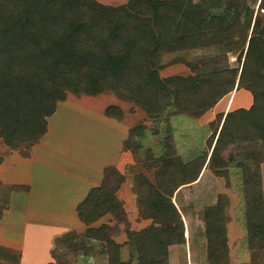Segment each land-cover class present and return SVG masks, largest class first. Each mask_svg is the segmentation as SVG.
<instances>
[{
  "label": "trees",
  "instance_id": "trees-1",
  "mask_svg": "<svg viewBox=\"0 0 264 264\" xmlns=\"http://www.w3.org/2000/svg\"><path fill=\"white\" fill-rule=\"evenodd\" d=\"M258 5V10H264V0ZM239 29H246L250 36L234 53L237 67L163 79L151 64L160 37L170 38V53L208 52L225 44L234 46L230 34ZM192 68L197 71L195 65ZM238 88L251 93L253 105L226 115L211 164L218 165L216 170L229 169L223 153L237 150L231 158L242 171L247 229L250 242L256 244L264 235L259 170L264 162V21L255 7L240 0H130L118 7L92 0H0V139L11 149L31 151L48 133V119L68 94L112 92L140 107L152 120L168 111L199 119ZM105 113L121 120L116 107ZM205 162L196 159L172 166L178 179L190 178L201 172ZM136 185L140 213L151 223L128 232L134 247L130 260H122L123 245L113 240L108 225L92 227L107 215L123 219L119 188L105 183L92 189L77 208L80 221L88 226L87 239L97 243L78 244L76 237L74 253L85 252L79 255L89 258L95 255L87 254L101 248L108 264H132L134 259L138 264H168V247L186 243L181 214L171 196L146 177L138 178ZM225 210L226 204L220 201L207 213L213 264H224L228 258Z\"/></svg>",
  "mask_w": 264,
  "mask_h": 264
},
{
  "label": "rangeland",
  "instance_id": "rangeland-1",
  "mask_svg": "<svg viewBox=\"0 0 264 264\" xmlns=\"http://www.w3.org/2000/svg\"><path fill=\"white\" fill-rule=\"evenodd\" d=\"M92 1L108 7H118L127 4L130 0ZM240 1L255 7L259 18L264 21V10H258L260 0ZM206 20L209 23L208 18ZM155 24L154 22L153 27H155ZM204 27L206 28L207 25ZM247 36H250V32L248 33L246 29L234 30L230 34L231 41L235 43L234 46L231 43L232 46L228 47L225 44L208 52L199 49H188L180 53H170L168 51L170 38L163 40L160 37L156 48L158 52L155 53L154 51L152 53L151 64L159 71L163 79L172 76H195L199 70L237 67V56L234 53H238L242 49ZM192 65H195L197 71L192 68ZM59 105L56 114L49 118L48 127L50 130L53 129L49 139L54 137L52 132L55 130L59 132L58 136L52 139L50 145L46 147L50 150L49 155L52 159L50 164H46V167H37L36 164L31 167L25 165V168L23 165L17 164L20 167L17 172L13 174L9 172L7 175L10 186L0 184V196L2 197V200L0 198V210L1 204H4L5 209L13 205L10 219H6L4 224H1L0 229H3L6 238L20 239L21 236L24 238L25 231V234H28L24 253L19 248L3 247L7 244L5 241L0 243V264H19L18 261H23V264H33L32 262L39 261L42 264L41 257L46 254L45 248L49 246L50 242L52 250L50 251L51 261L49 264L67 262L77 264L79 260L80 264L88 262L86 258L81 260L82 256L80 255L85 254V252H73L75 250L73 249L75 248L73 247V243L76 242L75 238L79 237L78 244H81L84 240L92 245L97 242L87 239L88 228H82V232H73L72 229L77 228V225H73L76 210L72 207L74 199L71 197L76 196L78 198L80 196L78 191L82 189L87 191L85 188L87 182L85 183L82 180L83 177L85 179L83 175L82 177L78 176L76 178L75 176L73 178V174L70 176L66 172L69 171L70 166H75L76 169L79 166L83 168L85 164L81 162V156L98 157L102 149H106L108 152L114 150L112 148L116 145L115 139L117 137L109 139L108 143L106 142L107 136L103 132L104 127L100 124L99 114H97L102 108L108 109L109 107L118 108L122 115L120 121L126 117L130 125L129 135L128 137L125 136L127 139L124 143V151L126 150L132 155V162L127 164L125 176L122 180L120 179V183L111 177V169L107 171L108 176L105 184L112 188L117 186L122 188V185H125L129 200L126 201L127 198L124 197L126 205H124L125 210L122 220L107 215L94 225H99L97 227H100V223L108 225L111 236L119 237L121 233H124L122 237L118 238L119 242L116 241L118 244L123 245L121 250L122 260L128 262L130 253L134 251V247L128 241V232H138L151 223V220L144 219L140 213L136 185L138 178L146 177L158 189L171 196L184 223L186 243L185 245L168 247V264H213L208 250L207 213L212 208L217 207L220 201L226 204L225 215L228 218L226 224L228 258L227 261H224V264H264V235L259 236L256 244L250 242L251 235L247 229L245 217L243 175L240 167L233 166L231 158V155L234 156L237 150L229 148L223 153L225 163L230 167L229 169L219 168L216 170L218 165L216 163L215 166L211 164L213 151L216 148L226 115L229 112L241 109L249 110L253 105V97L247 89H235L199 119L187 114H172L171 111H168L161 118L152 120L140 107L132 102L120 99L112 92H106L99 96L80 97L68 94L67 100L59 103ZM89 107H92V109H89ZM135 128L138 132H131ZM61 142L62 144H60ZM169 148L172 150L169 151ZM9 152H17L24 157L26 154L29 155L30 150L23 147L19 150L11 149L0 139V159ZM196 159L206 160L201 172L190 178L182 177L178 179L172 165L176 162L187 164ZM93 163L92 161L89 165ZM17 167L13 165V168L16 169ZM259 170L263 183L264 203V162L259 164ZM23 171L24 174H21ZM32 171V177L36 176L37 172L44 175V178L34 177L31 179L34 181L35 190L39 182L45 181L46 184L39 183L38 185L43 188L45 185L46 187H53V194H56L55 197L59 198L56 201L57 204H51L52 207L41 210L43 211V217L46 216L44 211L59 215L55 220V226L44 224V218H40V222H43V224L36 222L33 212L30 213V225L25 227L21 224L23 218H27L26 215L28 214V211L26 212L24 207L22 208V201H20L23 200L26 194L22 184L29 182V176L26 175L29 172L32 173ZM83 172L86 173V171ZM122 182L123 184H121ZM13 184L17 185V189L12 186ZM13 190H22L20 192L23 196L20 200L11 202L10 195L12 193L10 191ZM34 194L36 196V191ZM42 200L45 201V198L42 197ZM73 212L75 213L73 214ZM62 215L68 217L69 227L61 221ZM53 221L50 220V222ZM58 221L61 222L58 223ZM52 230L57 233L52 235L49 233ZM66 231L68 233H65ZM77 243L75 244L77 245ZM91 244L87 243V246ZM100 250L102 249L99 248L95 251V254L90 253L87 255H95L99 264H106L104 262L106 259L100 253ZM132 264H138L137 259H134Z\"/></svg>",
  "mask_w": 264,
  "mask_h": 264
},
{
  "label": "crops",
  "instance_id": "crops-1",
  "mask_svg": "<svg viewBox=\"0 0 264 264\" xmlns=\"http://www.w3.org/2000/svg\"><path fill=\"white\" fill-rule=\"evenodd\" d=\"M90 98V97H89ZM92 100V99H89ZM60 105H58L59 108ZM89 109H92V107H89ZM107 108H102L101 111H98L97 114H99V119H100V124L104 127V133L107 136V143L109 142V139L113 138V137H117L116 140V145H114V147L112 149L114 150H109V152L106 149H102L101 150V154L98 157H89V156H81V162H83L85 165L82 167L79 166L78 169H76L75 166H70L69 167V171L66 172V174L69 173V175L71 176V174H73V178L76 176V178H78V176H85V179L83 177L82 180H84V182H87V185L85 186V188L87 189V191H84V189H82L81 191H78V195H80L78 198L76 196H71L74 199V202L72 203V207L76 210V213L73 212V214L75 213L76 216H74L73 219V225H77V228L72 229L73 232H80L82 230V228H87L86 225H84L79 217H78V212H77V208L80 205V203H82L87 196L89 195L90 191L94 188H98L101 187L104 183H106V178L108 176L107 171H109L110 169L112 170L111 173V177L114 178V180L117 182L120 181L121 178H124L125 176V170H126V166L129 162L131 161L132 155H130V153L126 152V150L124 151V143L125 140L127 139L128 135H129V130L130 125L128 124L126 117L124 120L120 121L117 120L115 118H110L106 115L105 111ZM58 110V109H57ZM57 112V111H56ZM56 114V113H55ZM126 116V115H125ZM53 117V116H52ZM49 120L48 119V126H49ZM106 127V129H105ZM109 128H111V130H109ZM53 130V129H52ZM48 127V133L40 140V142L38 144H36L35 146H33L31 148L30 151V156L29 157H23L21 156L19 153L17 152H9L7 153L3 158L2 161L0 163V184L1 185H5V186H10V180H8L7 175L8 173H15L17 172V169L20 168L19 165H23L25 168V165L31 167L33 165L36 164V166H40V167H46L45 165H49L51 162V156L49 155L50 150L47 149L46 147L50 145V141L52 139H55L59 132L57 130H55L54 132H52V134L54 133V137L49 139L51 131ZM127 135V137H125ZM62 144V142L60 143ZM151 150V148H150ZM94 162L92 165H89L91 162ZM13 165L18 166L16 169L13 168ZM65 170V169H64ZM25 171V170H24ZM24 171L21 174H24ZM83 171H86L83 172ZM33 171L32 173L29 172L28 175H26L27 177L29 176V182H26L24 184H22V187L25 188V192L26 194L23 197V200L21 199L23 196L21 194L20 191L22 190H13L10 191L12 194L10 195L11 198V202L12 201H17L20 200L22 201V208L24 207V209L26 210V212L28 211V214L26 215L27 218H23L22 221V225L25 227H28L30 225V216L33 212V217L35 216V220L36 222H39L41 224H43V222H40L41 219L40 218H44V224H47L48 226H55V220H57V217H59V215L57 213H48L46 211H44L46 213V216L43 217L42 216V212L41 211L43 208L46 209V207H52L51 204H57L56 201L59 200V198L55 197L56 194H53V190L51 186H47L45 185V187H40V185H38L39 183L42 184H46L45 181H41L37 184L36 190H35V184H33V180H31L32 178H44V175H42L41 172H37L36 176H33ZM65 175V172H64ZM63 175V176H64ZM62 176V177H63ZM36 180V179H35ZM32 181V182H31ZM37 181V180H36ZM37 183V182H36ZM83 183V182H82ZM119 183V182H118ZM41 184V185H42ZM123 184V182L121 183ZM79 185V183H78ZM12 186H14V188L17 189V185L13 184ZM35 191H36V196H35ZM17 194V195H16ZM128 192H127V188L125 185H122V188L120 186V188L117 191V196L118 198L124 203V197L127 198L126 201L129 200L128 198ZM42 197L45 198V201L42 200ZM1 200L2 197L0 196ZM54 199V202H53ZM49 205V206H48ZM124 205H126L124 203ZM1 216H0V227L1 224H4L6 219H10V215L12 214V206L10 208H4V204H1ZM111 216V215H110ZM106 217V216H105ZM61 221L67 226L69 227V219L66 215H62L61 217ZM104 218V217H103ZM50 220H54L53 222H50ZM104 220V219H103ZM102 220V221H103ZM61 221H58V223H60ZM100 221V222H102ZM79 222V223H77ZM71 224V223H70ZM102 225V223H100V226ZM99 225H94L93 227H97ZM50 228V227H49ZM71 230V231H72ZM84 230V229H83ZM69 232V230H68ZM67 231L65 233H68ZM82 232V231H81ZM26 233V231H25ZM24 233V238H22V236L20 237V239H16V238H10L4 235V231L1 228L0 229V237H1V242L0 243H4L7 242V246H3V247H13L15 249H20L22 251V253L25 252V247H26V242L28 240V234ZM52 235L56 234L57 232H49ZM50 234V235H51ZM65 235V234H64ZM124 235V233H121L119 237H122ZM117 236H112L113 240L119 242ZM6 238V239H5ZM52 241V240H51ZM11 249V248H10ZM52 250V245L51 242L49 243V246L47 248H45L46 254L44 255V257H41V260L44 264H49V262L51 261L50 257V251ZM104 258L106 259L104 262H106V264H108L107 262V257L105 255H103ZM43 258H45L44 260H42ZM87 259L88 262H86V264H99L97 257H81V260L83 259ZM91 259V260H90ZM80 261V260H79ZM78 261L77 264H80V262ZM18 263L23 264V261H18ZM33 264H41L39 261H35L32 262ZM42 263V264H43Z\"/></svg>",
  "mask_w": 264,
  "mask_h": 264
}]
</instances>
